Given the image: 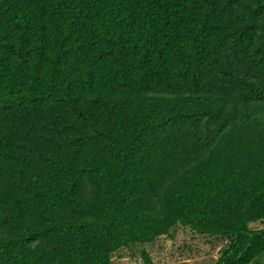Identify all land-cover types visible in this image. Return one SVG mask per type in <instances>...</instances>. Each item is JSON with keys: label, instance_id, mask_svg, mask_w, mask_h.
Masks as SVG:
<instances>
[{"label": "trees", "instance_id": "trees-1", "mask_svg": "<svg viewBox=\"0 0 264 264\" xmlns=\"http://www.w3.org/2000/svg\"><path fill=\"white\" fill-rule=\"evenodd\" d=\"M254 224L264 0H0V264H112L176 226L254 264Z\"/></svg>", "mask_w": 264, "mask_h": 264}, {"label": "rangeland", "instance_id": "rangeland-1", "mask_svg": "<svg viewBox=\"0 0 264 264\" xmlns=\"http://www.w3.org/2000/svg\"><path fill=\"white\" fill-rule=\"evenodd\" d=\"M255 229L264 224L252 225ZM228 245L224 238L200 235L183 226H176L165 236L149 244H131L112 256V264H145L146 251L154 264H215ZM254 264H264V256Z\"/></svg>", "mask_w": 264, "mask_h": 264}]
</instances>
